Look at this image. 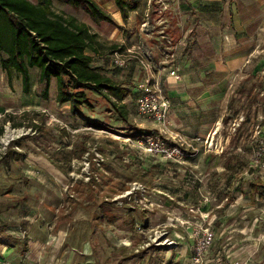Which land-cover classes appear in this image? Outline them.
Returning a JSON list of instances; mask_svg holds the SVG:
<instances>
[{
    "label": "crops",
    "instance_id": "crops-1",
    "mask_svg": "<svg viewBox=\"0 0 264 264\" xmlns=\"http://www.w3.org/2000/svg\"><path fill=\"white\" fill-rule=\"evenodd\" d=\"M134 1H138L139 6L124 21L115 0H96L115 21V32L109 36L110 44L107 45L101 37L99 39L106 47L114 45V50L136 51L139 55L134 56L138 60L131 58L132 78L115 80L104 68L99 69L113 82L131 91V95L122 102L126 109L128 98L137 103V82L142 84L143 77L153 75L164 92L166 87L170 96L187 95V90L195 85H199L198 90H213L216 82H210V76H229L242 70L250 59L249 49L255 42V12L260 0H154L151 5L147 0ZM120 27L124 35L119 34ZM103 55V52L94 55V64L95 57ZM171 55L176 56L175 60L174 57L168 59ZM140 57H146L149 67L140 63ZM176 68L182 76L181 81L170 75V71ZM251 103L254 104L255 99ZM57 104L72 111L70 103ZM50 109L54 114L59 111L58 107L51 106ZM176 112L173 109V123L182 126L188 124L181 118L189 114L175 115ZM221 121L218 124L222 125ZM221 125L207 135L195 132L201 126L192 123L190 128L195 134L192 136L194 146L191 145L189 151L192 154L188 157L201 153L189 162L178 164L154 157L173 164L176 175V178H171L174 183L172 191L155 185L152 189L154 197H151L156 204V227L161 233L160 239H168L171 245L154 249L144 248L143 244L133 245L132 231H135V225L140 224L137 218L144 221L146 212L149 213L146 209H151L144 206V196L138 190L129 195L121 193L109 200L111 202L101 204L104 215L111 222L104 229L105 232L101 233V229L95 227L93 219L89 227H85V220L92 214H85L82 207L78 208L77 203L64 199L65 196L52 194L54 191L62 193L63 187H72L78 180L69 179L64 167L57 165L51 155L46 157L29 153L33 161L11 165V174L9 172L7 177L0 173V187H48L50 194L38 200L28 194L31 191L28 189L23 197H18L13 191L0 196V260L7 259L18 264H115L117 251L136 250L140 258L135 264H193L192 234L198 226L210 224L215 232V241L208 255L211 260L217 258L239 264H264V175L257 171L255 173L250 160L241 164L236 154L227 157L230 155V137L225 134L234 131H226V126L220 130ZM157 129L162 134L161 126H157ZM210 141L212 145L208 146L207 142ZM216 159H220L219 164L214 162ZM243 171H251L255 176L234 182L238 175L242 177ZM101 172V185L116 183L109 169L102 168ZM211 173L219 176L220 191L224 193L202 202L196 189ZM192 180L195 190L190 187L193 186ZM121 182L124 188L132 184L130 179ZM86 183L89 184V181ZM19 202H22L21 205ZM61 205L71 211L60 212ZM124 212H129L134 226L128 236L114 225L117 217ZM134 236L145 237L142 233ZM102 238L110 241L107 247L102 243ZM105 249L108 251L107 257L99 259V253ZM152 250L154 252L151 253Z\"/></svg>",
    "mask_w": 264,
    "mask_h": 264
},
{
    "label": "rangeland",
    "instance_id": "rangeland-1",
    "mask_svg": "<svg viewBox=\"0 0 264 264\" xmlns=\"http://www.w3.org/2000/svg\"><path fill=\"white\" fill-rule=\"evenodd\" d=\"M31 1L37 2V0ZM257 4L259 8L255 12V42L252 43L249 49L250 59L242 70L240 69L229 76H210L209 81L216 82V87L209 91L198 90L199 85H195L196 87H190L187 90V95L170 96L164 86L166 92L164 94L170 102L168 122L164 132H168L167 134L173 136H181L186 141L184 148L187 154H192L189 150H186L190 149L189 145L194 146L192 136L195 134L190 128L193 122L197 126H201L195 132L207 135L216 130L217 125L218 127L221 125L218 124L221 120L223 123L220 130L226 126L228 128L226 131L229 129L231 131L234 122H241L237 131L231 132L235 135L228 134L229 132L225 134L230 137L228 143L230 155L227 157L236 154L241 160V164H246L248 160L252 161L260 143L264 142V0H260ZM53 9L65 15H72L80 22L88 24L92 31H96L98 35L100 34L99 37L107 45L110 44L109 36L115 32V24L106 21H95L84 7H74L65 0H53ZM119 30L121 31L119 34H123V28L120 27ZM135 52L128 53L119 48L114 50L113 46H107L106 52H103L105 55L102 57L96 56L93 65L98 66V69L104 68L115 80H126L132 78V60H138L134 57L138 55ZM116 53L125 54L126 57H123L125 60L124 65L120 66L116 63ZM173 57L175 60L176 56L173 55L169 56L168 59L170 60ZM142 59L140 57V63L149 67V61L146 60V57L143 62H141ZM172 71H170V75L175 80L181 81L182 76L178 73L177 68L174 71L179 75V78L172 75ZM149 76L151 75L143 77L144 81L142 82H145ZM31 80V92L25 94L22 91L20 74L13 70L11 81H9L8 74L4 71L0 72V128H3L0 135L1 175L9 176L11 165L33 161V157L29 156V153L46 157L51 155L57 165L64 167L69 179L78 180V183L72 187H63L61 189L62 193L54 191L52 194L65 196L64 199L68 198L73 204L77 203L78 208L82 207L85 214H92L91 217L89 216L85 220L84 225L89 227L90 220L93 219L96 224L95 227L98 230L101 229V233L106 231L104 230L106 226H110V221L104 215L101 204L111 202L109 200L121 193L127 194L123 192L126 189L140 192L141 188L138 189V186H141L145 189L146 196L150 197L149 201L152 203L151 209H146L149 211V213L146 212V219L143 221L138 217L140 224L135 225V231L133 232L134 226L132 227L129 212H124L123 215L117 217L114 225L125 231L127 236L130 235L131 231L132 234L134 233L131 235L133 245L143 244L142 247L144 248H160L157 243L163 239H160L161 233L158 232L159 229L156 227L158 220L155 213L156 204L151 198L154 194L152 189L155 188V185L166 187L171 191L174 189V183L171 179L172 177L176 178L174 166L169 162L158 161V159L146 155L137 146L138 142L144 138L138 135L146 137L160 134L157 126H161V124L152 118L141 116L137 110V103L132 98L127 99L128 120L124 121L109 101L94 93L90 95L92 107L83 106L77 114L72 113L68 107L57 104L55 100V81H53L51 88V99L45 102L39 96L40 87L37 69L31 70ZM137 85L138 94L141 91V84L137 82ZM254 99L255 103L252 104L251 101ZM51 106L58 107L59 111L54 114L50 109ZM67 106L69 105L67 104ZM173 109L177 111L175 115L189 114L187 117L181 118L188 124L182 126L173 123L171 119ZM70 118L74 120L72 121ZM139 124L143 126L140 127ZM7 135H12V137L8 142H4ZM165 136L167 138L169 135L165 134ZM200 153L187 157L186 161L189 162ZM96 154H100L104 158L100 168L97 167L95 161ZM39 158L43 161L42 157ZM222 160L221 158V162ZM87 162H90L89 169H84ZM214 162L219 164L220 159H216ZM102 168L110 170L116 180L115 184L111 186L101 185ZM86 170H89V174ZM242 173V177L241 174L238 175L234 182L237 179L243 181L242 178L253 177L256 171L254 175L251 171H248V173L243 171ZM87 175L91 177L89 184L86 183ZM193 178L195 180V176ZM129 179L132 184L124 188L121 181ZM80 180H86V182H79ZM92 180L95 181L92 182ZM193 180L191 181L193 186L190 185V187L194 189L196 187ZM231 187L232 185L229 186V188ZM220 188L221 180L219 176L211 173L205 177L203 182H200V186L196 189L197 196L202 202H205L209 197H216L220 193H224L220 191ZM8 189L5 186L0 187V196H6L7 192L13 191L18 197H23L27 195L28 189L31 190L28 194L34 195L38 200L50 194V188L48 187L34 188L27 185H18ZM20 200L21 198H19ZM21 203L19 202L20 205ZM65 210L66 212L71 211H67L65 205H61L59 211L63 213ZM138 233L145 235L144 239L143 237L134 236ZM101 240L106 247L107 243H110L108 239H106L107 241L103 238ZM107 252V249L100 252L99 259L104 260V256L107 257ZM152 252L154 251L152 250ZM115 256V264H135L140 258L136 250L133 252L117 251ZM214 257H217V255ZM213 260L217 261L218 259ZM108 263L111 262L105 264Z\"/></svg>",
    "mask_w": 264,
    "mask_h": 264
},
{
    "label": "trees",
    "instance_id": "trees-1",
    "mask_svg": "<svg viewBox=\"0 0 264 264\" xmlns=\"http://www.w3.org/2000/svg\"><path fill=\"white\" fill-rule=\"evenodd\" d=\"M65 1L84 7L95 21L115 24L112 15L95 0ZM115 4L124 21L139 6L134 0H115ZM104 50L106 45L98 33L76 17L56 12L53 0H0V72H6L9 81L13 70L20 74L25 94L32 89L31 70L37 69L42 100L51 99L55 81L56 101L70 103L73 112L92 107L90 95L94 93L109 101L120 118L127 120L122 102L131 91L93 65L94 55ZM2 132L0 128V135Z\"/></svg>",
    "mask_w": 264,
    "mask_h": 264
},
{
    "label": "built area",
    "instance_id": "built-area-1",
    "mask_svg": "<svg viewBox=\"0 0 264 264\" xmlns=\"http://www.w3.org/2000/svg\"><path fill=\"white\" fill-rule=\"evenodd\" d=\"M149 5H151L154 0H147ZM116 63L120 66L124 65L125 60L123 55L116 54ZM176 78H179V75L176 71L171 72ZM140 93L137 96V110L141 116L152 118L161 124L162 134H153L144 137L141 141L138 142V146L146 155L152 157H159L167 161H171L178 164H183L186 162L188 156L185 152V143L186 141L181 136L170 135L165 138L164 129L167 126L168 114L170 110V102L164 94L162 85L158 80L155 79L153 75L149 76L145 82L140 86ZM241 122H234L232 124V131H237ZM164 127V128H162ZM201 140V138H197ZM208 146H211V141L207 142ZM189 145V144H188ZM191 147V145H189ZM189 150V149H186ZM97 167H101L104 162L103 156L96 154L95 158ZM90 162H87L84 169H89ZM252 166L258 173L264 175V142H261L259 147L255 152V156L252 160ZM89 174V170H86ZM90 175H87L86 180H90ZM141 188L143 197L144 206L151 207L152 203L149 199L146 198L145 189L141 186H138V189ZM133 191L129 190L126 195L132 194ZM140 231V229H139ZM192 238L194 240L192 246V261L193 264H239L237 261L233 260H224L219 259L217 261H212L208 255L209 250L215 240V232L210 224H203L198 226V228L193 232ZM172 242L168 240H162L157 243L160 246L171 245ZM0 264H18L14 263L7 259L0 260Z\"/></svg>",
    "mask_w": 264,
    "mask_h": 264
},
{
    "label": "bare ground",
    "instance_id": "bare-ground-1",
    "mask_svg": "<svg viewBox=\"0 0 264 264\" xmlns=\"http://www.w3.org/2000/svg\"><path fill=\"white\" fill-rule=\"evenodd\" d=\"M11 137H12V135H7V136L5 137L4 142H8V141L11 139Z\"/></svg>",
    "mask_w": 264,
    "mask_h": 264
}]
</instances>
